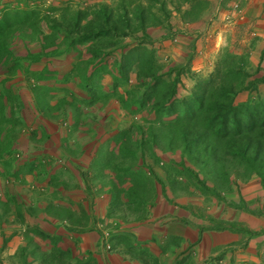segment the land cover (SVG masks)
Returning a JSON list of instances; mask_svg holds the SVG:
<instances>
[{"label":"rangeland","instance_id":"rangeland-1","mask_svg":"<svg viewBox=\"0 0 264 264\" xmlns=\"http://www.w3.org/2000/svg\"><path fill=\"white\" fill-rule=\"evenodd\" d=\"M101 1V3L115 7L116 0ZM155 1L157 4L153 7V12L161 15L160 20L165 18L160 14V9L165 7L164 4L167 7L172 5L174 8H181L185 4L183 0ZM193 1L195 4L203 3L200 5V14L213 11L207 22V27L211 28L212 25H216V28L212 29L214 33L210 39L213 41L211 43L214 44L216 50L213 51L211 58L202 57L201 63L197 65L198 69L201 70L200 72H193L191 67L195 53L192 56H189V53L185 57L183 56L185 51L182 48L178 49L177 53L173 52V49L181 45L180 42H177L179 34L171 38V45L165 44L160 38L161 35H156L153 38L147 35V39H145L136 34L123 39L117 49H109V52H114L111 53V57L107 56L104 59V65L107 63L105 66L110 74H105L107 77L103 79V83L104 85L114 84L113 92L108 94L109 97L101 96L99 99L93 100L84 91H81L79 85L84 84L86 86L88 84V75H81V77L75 75L76 77H69L67 79H70L69 81L64 80L63 76L50 78L59 79L55 82L50 80L53 86L63 85V89L67 93L71 92L70 99L72 102L89 99L90 102L87 103L93 102L94 104L97 102L104 104V106L109 103L116 104V106L114 105L117 110L115 112L110 111L112 106L105 110L101 109L103 120L106 121L103 127L107 136L95 143H98L97 149L100 154L96 157L93 156V161L96 164L90 171L87 170L84 173L79 171L80 165L84 168L87 167L85 158L81 156V149L84 146L80 144L82 142L80 141L77 143L78 147L75 146L74 148L70 145L71 148H69L66 146L70 151H66L63 144L64 151L68 154V156L65 155V158L62 155H53L51 160L45 158L36 160L35 170H33L30 180H22L19 176H13L11 171L15 165L24 167L25 171L21 170L23 174L30 170L33 160L28 153L30 149L37 148L40 151L39 149H45L50 144L52 149L54 148L53 141L49 143L41 130L40 123H44L45 118L52 124H62L63 135H71L73 128L70 129L71 126L64 125L69 116L66 111L54 116L40 113L37 108L32 112L31 101L34 95L31 94L30 90H23L21 96L13 97L6 103L5 113L8 119H13L14 123L12 125L5 124V132L1 136L3 143H10L11 147L10 152H2L0 155V161H2V170L0 171L2 174L0 181V229L13 231L19 228L16 227V223L27 226L23 236L24 245L20 246L18 250V255H20L17 259H12L7 253H4L3 249L10 239L5 238V234V236H1L3 247L0 259L6 261V264H81L92 259L84 251V253L80 251H78L79 254L76 253L73 235L68 236L73 239H69L68 244L64 245L67 243L65 241L67 236L61 237L64 234L63 224L57 220L48 219L50 215L57 216V207L61 205L71 208L77 213L80 212V209L89 213V216L86 213L78 216L80 219L77 221L74 215L76 213L73 212L70 225L76 226L77 230L84 232L89 229H86L85 226L89 222V218H92L94 220L92 226L100 234L99 244L102 252L100 254L103 257L114 254L113 256L117 259L118 256H121L134 261V264H145L143 251H147L155 257H160L159 259L162 260L163 264H176V261H182V259L183 261L187 259L186 264H264V189L260 179L253 177L242 180L241 176V178L233 176V185L228 192L223 193L221 190L213 189L210 183L208 187L213 191H208L200 185L197 179L184 170V158L180 150L172 149L160 140L157 143V139L154 140V136L158 137V129L163 124L175 122L177 116L174 115V112L178 108V106L176 108L173 105L174 109H172V106L170 107L172 102H170L166 109L154 111L158 90H160L159 93H162L159 95L164 98V95L174 89L175 96L172 101H188L195 97L199 91L201 95L211 85H214V89L227 86V79L231 78L228 69H232L234 72H242V75H239L237 79L243 78L246 87L245 90L241 89L235 95V104L264 100V72L260 65L256 67V64H253L250 53L253 47L251 38L253 39L255 34H252L250 22L242 19L240 5H233L232 13L226 14L224 18L221 12L214 8V5H206L205 0ZM140 2L144 6L148 3L146 0ZM94 3L95 1L88 3L87 0H0V19L7 12L21 11L22 9L30 12L36 11L40 18H43L40 26L46 30V25H53L54 21L63 22L65 19L62 15L67 16L69 12L73 13L77 9H84L86 14H89L91 10L97 8L96 5H90ZM133 8L134 6L129 9L132 10ZM179 13L182 15L180 10ZM182 17L187 19V15H182ZM190 18L193 19L194 15H191ZM90 19L88 15L84 19V23ZM221 20L223 23H228L227 29L232 30L223 37L224 42L218 48L217 45L222 39H216V44L214 42L221 26L219 25ZM240 21H246L244 26L249 29L248 33L241 37L240 33L244 31L239 29L242 26L239 24ZM209 31L210 29H206L201 35H197L201 39L200 41L205 42L204 48L209 43ZM141 39L144 40L140 41ZM31 42L27 35L18 32L11 38L9 47L12 53L13 51L18 53L17 51L25 48ZM141 44L153 53V64H156L158 70L155 71L153 67L150 70L160 79L139 78L137 74L134 76L138 72L136 66L127 73L128 77L120 75L118 63L124 57L121 51L127 49L128 54L135 56L137 53L135 54L134 50ZM39 47H41L40 43ZM168 49L174 53L175 58L166 54ZM73 52L75 51L73 50ZM132 52L134 55L131 54ZM139 56H141L140 53L134 59H138ZM143 57L151 59L150 56L147 58V55ZM184 57L185 59L182 60L181 58ZM10 63L12 61L0 65V91L3 88L8 89V87L15 90L20 83L25 85V89L30 88L32 83L30 78L28 79L26 61H21V67L15 72L11 70L13 65ZM83 68H86L85 64L80 65L79 72ZM218 71H220V75L227 78L221 80L217 75ZM245 75L248 76L244 77ZM114 78L119 79L118 85H116L117 82L114 81ZM92 86H94L93 82ZM155 86L160 88L156 90L157 87ZM75 91L79 98L73 97ZM62 94L65 93L62 92L55 99L60 100L59 96ZM20 101H23V109H19ZM38 104L41 105V101ZM82 107L86 108L87 105L83 104ZM91 109L92 113H88V115L97 113L96 107L91 105ZM81 110L84 111V109ZM82 120L84 122L86 118H82ZM82 126L86 125L83 123ZM8 131H12V133ZM84 131L86 130L81 132L84 133ZM99 131L102 132V130ZM34 134L36 137L33 138ZM11 136L14 138L11 139ZM124 141L127 142L126 147L122 146ZM37 144L40 146L37 147ZM65 165L72 170L60 172V167H65ZM103 165L110 167L107 171L108 175L98 171V168ZM184 165L189 167L188 164ZM50 167L51 169L53 167L52 171L55 170L56 174L50 173ZM53 175L55 178L50 182L48 178ZM111 178H113L112 181ZM203 179L204 177L201 176L199 180ZM107 181L114 182V185L108 186L106 192H103V186L106 185ZM63 182L68 184V190L73 185H80V191L65 194L59 189L60 183ZM134 183L135 186H133ZM84 184L85 186L89 185L87 190L83 188ZM154 185L161 192L159 199L156 197ZM97 187H100V190ZM81 190L84 195H82ZM104 193H108L110 199H120L119 201H121L120 208L116 210L112 218H99L97 213L94 214L95 202L89 200L96 199ZM54 211L56 212L55 215ZM239 217L248 218L252 221L249 220L251 223L248 225L238 221ZM145 219L147 222L144 221ZM142 222L145 225L141 229L129 230L133 224ZM2 225L3 227H1ZM127 226L130 227L127 228ZM46 227L59 229L60 236L49 234V237L44 232ZM180 231L198 233L199 236L203 233L227 232L232 236L222 237L218 242H214L211 237L212 244L209 248L212 247V250L216 247V249L214 248L212 252L210 251L203 256L200 254L203 247L199 248V241L194 242L189 238L180 236L178 234ZM56 237H60V239ZM72 245H74L72 253L62 250L72 247ZM133 246H137V249L134 250ZM59 250L65 251L68 255L57 258L56 262H50L48 255ZM69 254L71 255L69 256Z\"/></svg>","mask_w":264,"mask_h":264},{"label":"trees","instance_id":"trees-1","mask_svg":"<svg viewBox=\"0 0 264 264\" xmlns=\"http://www.w3.org/2000/svg\"><path fill=\"white\" fill-rule=\"evenodd\" d=\"M140 1L116 0L115 7L100 3L89 14H86L84 9H77L73 13L69 12L67 16L62 15L65 19L63 22L54 21L53 25H46V30L40 26L43 18H40L36 11L30 12L22 9L7 12L0 19V65L7 64L14 57L9 44L11 38L18 32L31 39H37L44 51L52 50L53 54L89 45L88 51L92 52V61L86 65L104 62L109 49H117L126 37L138 33L146 37L149 28L162 24L161 15L153 12L157 1L146 0L148 2L146 6ZM202 4L200 2L193 8L191 15H194V19L199 18V9ZM132 6L134 8L130 10ZM160 10L162 16L169 18L170 14L165 7ZM88 15L91 19L84 23ZM134 52L137 53L135 56L128 53L122 55L124 57L118 63L120 75L127 76L131 68L136 66L138 69L136 74L139 78L160 79L150 70L151 67L155 71L158 70L156 64H153V53L142 44L138 45ZM134 52L131 54L134 55ZM138 53L141 54L138 57L139 60L134 59ZM144 55H147V58L150 56L151 59L144 58ZM228 70L231 78L227 79V86L214 89V85H211L201 95L199 91L188 101H172L175 96L174 89L162 98L159 95L162 93L158 90L160 87L155 86L158 94L154 111L166 109L170 102H172L170 104L172 109H174L173 105L178 108L174 112L177 116L175 122L163 124L158 129V137L154 136V140L157 139L156 143L160 140L170 148L180 150L184 158V170L208 191L218 189L223 193L228 192L233 185V176L242 177V180L256 177L260 179L264 189V100L235 104V95L240 92L239 90H245L246 87L243 78L237 79L239 75H242L241 71ZM217 75L221 80L227 78L220 75V71ZM246 76L248 75L244 77ZM114 81L118 85L119 79L116 78ZM8 99V96L0 95V155L2 152H10L11 147L10 143H3L1 137L5 132L4 125L14 123L13 119L6 117L4 103L9 102L10 99ZM8 132L12 133V131ZM13 138L11 136V139ZM122 146L126 147L127 142L124 141ZM184 164H188L189 167H185ZM201 176L204 177L203 180H199ZM209 183L213 189L208 187ZM56 212L58 213L57 218L61 217L60 219L63 220H67L66 216L72 215L66 208H59ZM132 248L135 250L137 246ZM143 252L145 253V264H163L160 257H155L147 251ZM66 254L53 251L48 256L50 262H56L57 258ZM176 262V264H186L187 259ZM81 264L95 263L93 260H88Z\"/></svg>","mask_w":264,"mask_h":264},{"label":"crops","instance_id":"crops-1","mask_svg":"<svg viewBox=\"0 0 264 264\" xmlns=\"http://www.w3.org/2000/svg\"><path fill=\"white\" fill-rule=\"evenodd\" d=\"M87 1L88 3L95 1L94 4H90L91 6L99 5L102 2L101 0H87ZM183 2L185 4H183L181 8H174L172 5H169V7H167V5L164 4L166 11H168V13L170 14L169 18L161 19L160 21L162 24L149 28L146 32V37H144L142 33H138L137 36L147 39V35L150 36L151 38H153L156 35L157 36L161 35L160 38L162 39V41H164L165 44L168 43L171 45L172 44L171 38H174L177 34H179V38L177 39V42L178 43L180 42L181 45H179L178 48L173 49V52L177 53L178 49L180 50L182 48L185 51V53L183 54V56L185 57H187L188 56L187 54L189 53H190L189 56H192L195 53L196 55H194V60L192 62L191 67H192L193 72L198 73L201 70L198 69L197 65L201 63L202 57L211 58L213 51L216 50L214 44L211 43L213 41L210 40L212 39L211 37H213L212 34L214 33L212 29H215L216 25H212L211 28L207 27V22L213 11L211 13L204 12L202 14H199L200 15L199 18L192 19L190 18V16H191L193 8L196 6L197 3L195 4L193 0H189V1L183 0ZM205 3L206 5L207 4L214 5V8L216 10H219L221 12V15L224 16V18L226 17V14L228 15L232 13L231 9L233 5H237V4L240 5V11L243 17L242 19L244 20L246 19V21L250 22L249 26L252 29V34H255V37L253 39L251 38V42L253 44V47L250 52L251 60L254 65L256 64L255 65L256 67H259L260 65L261 70L264 72V0H205ZM179 10L182 13V15H187V19H184L182 17V15L179 13ZM246 21L239 22V24H242V26H240L239 29H242L244 31L240 33L241 34L240 37L242 35L247 34L249 31L248 27L244 26V23H246ZM219 25L221 26L218 30V33H217V36L214 42L216 44V39L217 40H219L220 38L222 39V41L220 40V43L217 45L218 48L224 42L223 37H225L232 30V29H227L228 23H223L222 20L219 21ZM162 27L167 30L163 29ZM206 29L208 30L210 29L208 33L210 38H208L209 43L204 48L203 45L205 44V42L200 41L201 39H199L197 35H201V33L204 32ZM179 30H182V32H179ZM235 32H237V30H235ZM143 40L141 39L140 41H143ZM30 41L32 42L26 45L25 48L23 47L19 51H17L18 53H14L13 51L14 57L9 62L12 61V63H10V65H13L11 70L15 72V70L21 67V61H24V62L26 61L27 63L26 69L28 70L27 75H29L28 79L30 78V82L32 83L31 87L29 86L30 88L25 89V85L20 83L17 85V88L15 90L12 89L13 91L9 89L10 87H8V89L3 88L0 91V95L8 96V98L12 100L13 97L18 98V95L23 94V90L25 91L30 90L31 94L34 95L31 101L32 112L35 111V109L37 108L40 111V113L49 114L50 116L51 115L54 116V115L59 114L62 111H66V113L69 114V116L67 117V120L64 123V125L67 127L71 126L70 129L73 128V130H71L72 131L71 135H68V134L63 135L62 134L63 133L62 124L60 125L52 124L50 123V121L47 120V118H45L44 123H40L41 130L43 131L46 139H48L49 143L53 141L52 144L54 148L52 149V145L50 144L49 147H46L45 149H39L40 151H38L37 148L30 149V152L28 153L31 155V158L33 159L31 161L30 170L25 172V174H23L22 173L23 171L21 170H24V167H17L15 165L13 166L11 173H13V176L15 177L19 176L20 178H22V180L23 179L30 180V178H32L31 174L32 172H34L33 170H35L34 165L36 164L35 163L36 160H40L44 158L47 160H51L53 155H56V156L62 155V157L65 158V155L68 156L67 152L64 151L66 146H69V148H71L70 145L73 146L74 148L75 146L78 147L79 145H77V143H79L80 141H82L80 144L84 146V148L81 149V153H82L81 156L85 158L84 161H86L87 167L84 168L80 165L79 171L80 173H84L85 171L87 172V170L90 171L96 164L93 161V156L96 157L98 154H100L99 153L100 151H98L97 149L98 143L97 144L95 143L99 139H102L107 136V133L103 127V124L104 123L106 124V121L103 120L101 109L105 110V109H108L109 106H112L110 111L115 112L117 111L116 108L114 107V105L116 106V104L109 103L104 106V104H100L97 102L94 104L93 102L87 103V102H90L89 99H87V101L76 100L72 102V99H70L71 92L67 93V91L63 89L64 88L63 85L53 86L50 80H53V82H55L59 79H53V78L50 79V78L54 76L55 77L63 76V79L67 80L69 77H73L75 75L77 77L78 76L81 77V75H86V76L88 75L87 76L88 84L86 86L84 84L79 85L81 87V91H84L93 100H97L101 96L109 97L108 94L109 92H113L112 87L114 84L104 85L103 83V79L107 77L105 76V74L106 75L110 74V71H107V67L105 66L107 65V63L105 65H104V62H101L99 64L94 63V64L86 65V63H89L92 61V56H91L92 52L90 53L88 51L89 45L79 46L74 49L75 52H73V50H69L68 52H63L60 54H53L52 50L44 51L41 47H39L40 41H38L37 39L30 38ZM113 52L114 51L107 52L106 57L107 56L111 57V53ZM121 52L123 53V55H125L127 54L128 51L127 49H124ZM173 52H171V50L168 49L166 51V54H169L171 58H173V56L175 58V55H173L174 54ZM185 57L181 59L184 60ZM82 64H85L86 68L81 69L79 72L80 65ZM51 72H54V73H51ZM134 76H136V73L134 74ZM17 81H20V79H17ZM92 82L94 86H92ZM62 92H64L65 94H62L61 96H59L60 100H56L55 97L60 95ZM104 93H107V94L105 95ZM73 97L79 98V96H77L76 94V91ZM38 99L39 101H41V105L38 104L39 102ZM6 103L7 102L4 103L5 111L7 107ZM22 104H23V101H20L19 109H23ZM83 104H86L87 107L86 108L82 107ZM91 105L97 108L96 110L97 113L88 115V113L89 114L92 113ZM27 108H30V107H27ZM81 109H84V111H82ZM6 117H7V114H6ZM82 118H86V120L83 122ZM83 123L86 126H82ZM47 125L49 126L48 128H47ZM34 127L36 128L35 124H34ZM82 130H86V131H84L83 133L81 132ZM99 130H102V132H100ZM72 135L74 136L72 137ZM34 137H36L35 134L33 135V138ZM63 144L65 145V148H63ZM39 146L40 145L37 144V147ZM66 151H70V150L66 148ZM1 163L2 161H0V164ZM67 167L69 166L65 165V167L64 166L60 167L59 169L60 172H67L69 170H72V168L70 167L67 168ZM109 168L110 167H106L103 165L102 167L98 168V171L100 173H104L108 175L109 173L107 171H109ZM52 169L50 167V170H49L50 173L56 174L55 170L52 171ZM1 170H2V164L0 165V171ZM74 172H77V170H74ZM1 178H2V174H0V181L2 180ZM54 178L55 177L53 175L52 177L48 178V180L52 182ZM112 179L113 178H111V181ZM111 181L110 182L107 181L106 185L103 186V189H102L103 192H106V189H108V186L114 185V182H111ZM85 184L83 185V188L87 190L89 185L85 186ZM79 187L80 185H73L71 187L72 190L71 189L68 190V184L66 182H63V183H60L59 189L65 192V194H69V193L72 194L76 191H80ZM99 188L100 187H97L98 190H100ZM90 190H92V187H90ZM154 191H155L157 199H159L161 196V192L160 190H158L157 186L155 185H154ZM81 193L82 195H84L82 190H81ZM104 197H106L107 199L106 198L104 199ZM89 200L95 202L96 209L94 211V214L97 213V216L99 218L114 217L116 210H118V208H120L121 206V201H119L120 199H114V198L110 199L108 193H104L96 199H89ZM57 208L58 209L66 208L67 210L71 212L72 215L76 213L74 214L76 216L75 220H79L78 216H81L83 213H86L87 215L89 214L83 209H80V212L77 213L71 208L65 207L63 205L58 206ZM81 210H82V213H81ZM71 216H66L67 220H63V219H60L61 217L57 218L58 216L54 217L52 215H50V217L48 218L51 220H57L60 222V224H63L62 227L64 229L65 235L63 234L61 237L67 236L65 239L67 243H65L64 245L68 244L69 239L71 240L73 239L68 236L73 235L75 244L76 245L80 244L78 246L75 245L76 253L79 254L80 252L82 253L86 252L90 257H92V259H89V260H93L95 264H100V263L101 264H134V261L125 259L124 257H121V256H118V259H117L115 256H113L114 254L112 256L110 254V256L103 257L100 254L102 253L100 249V244H99L100 234L98 233L97 230H94L92 226V224L94 223V220H92V218H89L88 220L89 222H87L85 226L86 229L88 228L89 229L87 231L82 232V231L77 230L76 226L70 225V220L73 219ZM153 220L155 219L153 218ZM249 220L250 219L248 218L245 219L243 217H239L238 219V221L244 222L248 225L249 223H251L249 222ZM25 221L26 223H28L27 220ZM144 221L147 222L146 219ZM15 225L16 227H19V228L14 229L13 231H10L9 229H6V230L0 229V253L3 247V239L1 238V236L6 235L5 238L8 237V239L10 240L7 241V245L3 250L5 251L4 253H7V255L10 256L12 259H17L19 257L18 250L20 246L24 245L23 236L26 233V229H27V226H23L22 224L16 223ZM143 225H145L143 224V222L136 223V224H133L132 227L127 226V228L130 227L131 229L129 228V230L137 231V229H141ZM155 225L157 224L155 223ZM1 227H3V225ZM54 228L46 227V229H44L45 230L44 232L49 237L51 234L60 236L59 229H56V228L54 229ZM189 233H187L186 231L178 232V234H180V236L184 238H189L191 241H194V242L199 241V248H201V246L203 247V250L200 254H202L203 256H205L210 251L212 252L214 248L216 249V247H214L212 250H211L212 247L209 248V246L212 244L211 237L213 238L214 242H218V240L222 237L227 238L228 236L230 237L232 236L227 232L209 233V234L203 233L201 236H199L198 233H193V234L192 233L189 234ZM200 237H201V242H200ZM56 238L60 239V237H56ZM139 238H141V236H139ZM61 240L64 241V239H61ZM62 250H65L68 253H72L74 250V245H72V247H67L66 249H62ZM62 250H59V251L65 253V251H62ZM119 254H122V253H119ZM0 263L6 264L7 262L2 261V259H0Z\"/></svg>","mask_w":264,"mask_h":264}]
</instances>
